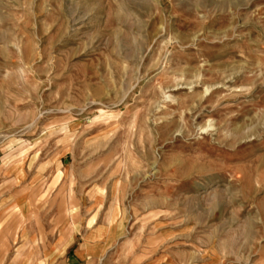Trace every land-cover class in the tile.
<instances>
[{
    "label": "rangeland",
    "instance_id": "1",
    "mask_svg": "<svg viewBox=\"0 0 264 264\" xmlns=\"http://www.w3.org/2000/svg\"><path fill=\"white\" fill-rule=\"evenodd\" d=\"M103 223L264 264V0H0V264Z\"/></svg>",
    "mask_w": 264,
    "mask_h": 264
},
{
    "label": "crops",
    "instance_id": "2",
    "mask_svg": "<svg viewBox=\"0 0 264 264\" xmlns=\"http://www.w3.org/2000/svg\"><path fill=\"white\" fill-rule=\"evenodd\" d=\"M107 224H97L79 239L67 240V244L62 249L59 242L50 241L49 251L40 254L38 261L49 264H207L195 260H181V250L172 254L147 255L146 249L136 250L129 256L124 255V249L132 246L133 239L122 235V225L107 229L105 236H100L101 229H105ZM64 243V242H63ZM148 246V245H147ZM145 247V245H143ZM3 257L2 253L0 252ZM15 255H13L14 257ZM21 261L25 260L22 254ZM209 264H217V258H209ZM20 261V259H19ZM36 261V260H35ZM9 262V260H8ZM25 262V261H24Z\"/></svg>",
    "mask_w": 264,
    "mask_h": 264
}]
</instances>
